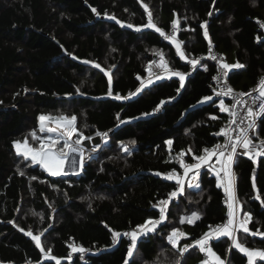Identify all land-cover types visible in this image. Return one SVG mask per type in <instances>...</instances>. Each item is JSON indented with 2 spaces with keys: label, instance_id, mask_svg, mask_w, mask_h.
Wrapping results in <instances>:
<instances>
[{
  "label": "trees",
  "instance_id": "obj_1",
  "mask_svg": "<svg viewBox=\"0 0 264 264\" xmlns=\"http://www.w3.org/2000/svg\"><path fill=\"white\" fill-rule=\"evenodd\" d=\"M149 15L161 32L176 21L187 53L214 47L227 64L242 65L229 70L234 88L249 90L264 76V0H0V264L204 261L198 246L182 255L178 249L227 220L224 190L208 170L199 188L185 181L166 219L127 255L131 240L123 233L158 220L159 202L176 190L175 180L154 173L179 170L177 153L193 162L218 142L215 133L228 119L210 87L215 66L202 62L190 70L161 32L146 27ZM156 54L179 73L190 72L183 87L178 76L142 87ZM41 115L75 116L84 136L107 132L108 141L79 174L52 176L18 155L14 143L27 139L39 147L31 133L46 137ZM258 134L264 136V117ZM234 174L239 217L251 214L250 232L237 231V239L264 249V236L251 234L264 232V156L239 155ZM193 213L200 218L181 223ZM174 229L186 234L177 247L168 240ZM113 232L121 233L116 243ZM74 246L91 249L85 260ZM211 247L227 264H247L229 237Z\"/></svg>",
  "mask_w": 264,
  "mask_h": 264
},
{
  "label": "snow or ice",
  "instance_id": "obj_2",
  "mask_svg": "<svg viewBox=\"0 0 264 264\" xmlns=\"http://www.w3.org/2000/svg\"><path fill=\"white\" fill-rule=\"evenodd\" d=\"M95 11V9H93ZM177 22L173 21V28L175 29ZM131 27V25H129ZM146 27L149 28H155V25L153 24L151 20V16L149 15V22L146 25ZM261 27H264V24L261 25ZM156 31L161 32L159 28L156 29ZM161 35H164L163 32H161ZM205 36H207V33L205 32ZM174 39V37H173ZM179 50V45L177 46ZM209 52H211V48L209 49ZM183 55V54H181ZM213 60H216V56L211 57ZM190 63L195 66L197 63L196 61H191ZM99 67V65H97ZM162 67H166V65H162ZM243 67L240 64H234L229 65L227 63H223L221 65L222 69V75H227V71L230 69L240 68ZM172 75L178 76L180 80L181 87L184 86V80L185 76L184 74H181L179 72H173ZM157 79H160L161 77L157 76ZM213 79H219V77H213ZM152 81L149 80V83ZM259 88L254 89V91L259 92V96L252 98V103H255L257 100L260 102L258 110H254L252 107H248L246 109L247 111V126L246 127H239V134L233 138L232 135H229L230 131H236L235 129L227 128L221 129L219 134H223L226 136V143L223 145L217 144L215 145L214 150L205 149V155H199L196 156L195 159L198 161L197 163L193 164H187V163H181V167L185 170L184 176L188 177L191 173V179L188 180V187L189 188H199V177H200V170L202 167H207L215 172V175L217 177V186L223 188L225 193V203L227 204V220L225 223L216 226L213 233H205L204 236L198 240L195 241L194 245H184L182 248H179V252L181 255L188 251L190 247L198 246L200 252L205 253L208 259L202 261V264H224V262L220 259V257L215 253V251L212 249L209 241L211 239H215L218 237H229L233 241V246L239 250L241 253L246 255L247 257V264H257V261H264V250L262 249H249L248 247H245L243 244H241L239 241L236 240L235 233L237 231L242 230L244 233H249L250 229L248 228V224L251 222V214L245 213L243 218L239 217V201L236 197V185H235V178L234 173L232 171V165L234 162V158L237 154V148H242L244 150L243 154L249 156V158H254V156H264V140H261L259 142V145H257L250 133V130L252 133H255V130L257 128V118L264 117V78H262L259 82ZM143 87V85H142ZM141 89H137V92H139ZM109 95H111V92H109ZM240 97H243L245 95L252 96V93H240L238 94ZM217 96H231L234 100L233 105L231 108L227 107L223 100H220L219 107L221 111H226L229 113L230 117H233L231 120L232 124L236 123V120L234 117H236L238 114L235 111L236 105L241 103H247V101H243L240 99H237L236 96H233V89L230 87H225L222 89L221 92L217 93ZM121 97L117 96L116 99H120ZM211 97H204V100H211ZM76 117H66V116H60V117H52V116H45L41 115L39 117L40 125H39V131L41 133H53L56 135H48L45 138H41L40 136H37L35 132L31 133V137L33 140L38 141L39 147H33L28 143V140L25 139L23 142L16 141L15 147L17 149V154L23 156L26 160H30L33 164H38L43 167L45 171H47L52 176H60V175H67L68 173L64 171L65 162L68 161L73 166V171H75L78 161L75 157H73L71 160H69V154L71 153H77L80 152V149L77 147L81 141L76 140L74 142H70L71 136L73 134L77 133V127H76ZM242 118V123H243ZM51 124H55L56 127H50ZM82 135V134H81ZM105 135H107L105 133ZM63 140L64 143L61 147L57 148V144L60 140ZM234 141V142H233ZM131 143H135V141H131ZM168 145L172 144V141L166 142ZM230 146V147H229ZM65 149H68L70 151H65ZM223 149H228L227 155L225 154V151ZM127 151V149H125ZM189 152L191 149L188 150ZM181 156L184 155V153L180 154ZM218 155L217 164H219V168L214 167L211 165L209 160L211 159V156ZM79 165L82 168L83 167V153L80 152V161ZM23 174V173H21ZM35 179V177H33ZM166 179L169 180H175L177 188L176 190L172 191L170 193V199L176 198L178 195L182 194L185 187L184 180L175 173L168 174L166 176ZM253 187L255 188V180L253 178ZM259 199V197H257ZM169 200H163L160 201V204L164 206V208L167 207V205L170 202ZM155 207V205H154ZM164 208H161L160 215L158 220H153L152 218H149L145 221L144 224L137 226L138 231H132V232H126L123 233L125 236L131 237V244L127 250L128 257H131L133 254V250L136 247L137 240L139 236L141 235H147L149 232H154L158 225L161 224L165 219V210ZM200 217L197 213H193L191 218H188V223H193L194 220H198ZM184 220H181V223H183ZM29 236L32 235L31 232L27 233ZM252 235H261L264 236V232H260L257 230L256 232H252ZM186 234H184L179 229H174L172 233L168 236L169 242L173 245V247H177L178 244V238H183ZM121 236V233L119 232H113V242H117V238ZM33 239L37 242V245L39 246L40 238L38 236H34ZM73 252H84L85 249L82 247H73ZM125 264H127V259L125 260ZM177 264H179V261H177Z\"/></svg>",
  "mask_w": 264,
  "mask_h": 264
},
{
  "label": "built area",
  "instance_id": "obj_3",
  "mask_svg": "<svg viewBox=\"0 0 264 264\" xmlns=\"http://www.w3.org/2000/svg\"><path fill=\"white\" fill-rule=\"evenodd\" d=\"M262 30L264 31V27H262ZM163 34H164L163 38H165L166 40H169V39H171L173 37H177V35H178V26H177V24H176L175 29L173 28V25H172L170 31H163ZM258 41H259V39H258ZM210 48H211V52H209V50H208V52L202 53V54H199V55H192L190 53H187L184 50V55L181 57V59H182V61L185 64H187L189 66L190 70L193 69L195 66L199 65L202 62H210V63H212L215 66L216 71H215V74H214L213 77H219V79H213V77H212L210 87H211L215 97L218 100H223L224 103L227 105V107L231 108V106L233 105L234 100L232 99V97L231 96H217V93L221 92L222 89H224L225 87H230L231 89H233V96H236L237 99H240V100H243V101H247V103H241V104H237L236 105L235 111L238 114L236 117H234V119L236 120V123L235 124L231 123V120L233 119V117H230L229 113H228L227 122H226V124L224 126H222V128H224V129H227V128L235 129L236 131H230L229 132V135H232L233 138H235V136L239 134L238 126L239 127H246L247 126L248 121L246 119V117H247L246 109L248 107H252L254 110H258L260 102L257 100L255 103H252V98L256 97V96H259V92L258 91H254V89H258L259 88V86H260L259 82L260 81L257 84H255L254 86H252L249 90H240V89L234 88L230 84V81L228 79L229 70L227 71V75L226 76L222 75L221 65L223 63H227L225 57L223 56V54L220 51L216 50L214 47H210ZM212 56H216L217 59L213 60L211 58ZM191 61H196L197 62L195 64V66H193L192 63H190ZM162 65H166V67H162ZM173 72H178V71L174 70L170 66L168 60L162 54H156V55L153 56L152 60L148 64L146 80L154 81V80L157 79L156 78L157 76L162 77V76L166 75L167 73H173ZM185 74L188 75V74H190V72H185ZM262 78H264V76ZM240 93H252V96L245 95L243 97H240L238 95ZM242 118H244L243 119V123L241 122ZM260 119L261 118H257V128L255 130V133H252L251 130H250V133H249L251 135L253 141L257 145H259V142L261 140H264V136H260L258 134V126H259ZM221 129L215 133V136H217L218 139H219L218 142L216 144H214L213 146L205 147L203 149V151L201 152V154H199V155H205V152H204L205 149L214 150L215 145H217V144L223 145V144L226 143V136L223 135V134H219V135L217 134V133L221 132ZM105 133L107 134V132L100 133L101 137H102V141H101L100 144H90L89 146H86L84 143H85V140L91 139L92 137L84 136L78 129H77V133L73 134L71 136L70 142H74L76 140H80L81 141V143L77 147L83 153V164L86 163L90 159L91 156L97 154L100 151L103 143L108 141V137H107V135H105ZM63 143H64V141L61 139L56 147L57 148L61 147L63 145ZM223 150L225 151V154L227 155L228 149H223ZM65 151H70V150L65 149ZM243 152H244V150L242 148H239V147L237 148V154H236V156L234 158V162H233V165H232L233 173H234V164H235L236 158L239 155H244ZM180 154L181 153L174 154L173 157H172L173 161L176 162V164L179 166L180 169L179 170H171L168 174L175 173L176 175H179L185 182L187 180L186 179L187 177L184 176V171L185 170L181 167V163L183 162V163H187V164H193V163H197L198 161L194 158L193 162H189V160L187 159V156H186L185 153H184L183 156H181ZM199 155H196V156H199ZM245 156H247V155H245ZM257 157L258 156H254V158H252V159H256ZM217 158H218V155L211 156V159L209 161H210L211 165H213L216 168H219V164H217V160H218ZM203 170L210 171L216 177L215 172L212 171L211 169H209L207 167H203ZM200 178H201V176L199 177V179ZM234 178H235V174H234ZM216 179H217V177H216ZM176 188H177V185H176ZM236 197H237V195H236ZM169 199H170V195L165 200H169ZM171 199H170V201H171ZM224 202H225V200H224ZM225 205L227 207L226 203H225ZM158 206H159L160 209L164 208V206L161 205L160 202H159ZM164 210H165V214H166L167 207L164 208ZM239 211H240V203H239ZM215 228H216V226H211L209 228L208 233H213ZM142 236L143 235H141V237ZM236 236H237V232L235 233V237ZM200 238H202V237H200ZM200 238H196V239H194L193 241H191L190 243H188L186 245H194L195 241L200 239ZM212 240H214V239H211L209 241L210 245H211V241ZM83 249H85V251L82 252V256L81 257H82L83 260H85L86 259V257H85L86 254L85 253L90 252L91 249H89V248H83ZM201 254H202L203 260L208 259V257L206 256L205 253L201 252ZM224 264H227V262L225 261Z\"/></svg>",
  "mask_w": 264,
  "mask_h": 264
},
{
  "label": "crops",
  "instance_id": "obj_4",
  "mask_svg": "<svg viewBox=\"0 0 264 264\" xmlns=\"http://www.w3.org/2000/svg\"><path fill=\"white\" fill-rule=\"evenodd\" d=\"M154 29H157V28H154ZM174 47H175V49H176V51H177V53H178V55H179V57L181 58L183 55H184V48H183V45H182V43L179 41V39L177 38V37H174V39L173 38H171V39H169L168 40ZM179 45V50H178V48H177V46ZM181 54H183V55H181ZM185 75V74H184ZM173 76H175V75H172L171 73L169 74L168 73V75H165L164 77H166V78H169V77H173ZM145 82H148V81H145ZM145 84V83H144ZM226 105V104H225ZM227 106V105H226ZM48 136V135H47ZM43 138H45V137H43ZM81 152V151H80ZM80 152H77V153H71L70 152V154H69V160H71L73 157H75L76 158V160L78 161V163H77V166H76V169H75V171H73V166H72V164L71 163H69L68 161H66L65 162V167H64V171L65 172H67L68 174L67 175H73V174H79L81 171H82V168L80 167V165H79V161H80ZM219 158V157H218ZM217 158V159H218ZM209 163H210V161H209ZM203 171V167H202V169L200 170V173ZM191 175V173L189 174V176ZM200 176H201V174H200ZM190 179V178H189ZM200 180V179H199ZM187 219V218H186ZM186 221V220H185ZM196 221V220H195ZM218 238H221V237H218ZM236 240L238 241V239H237V236H236ZM262 250H264V249H262ZM224 263H225V260L224 259H222V258H220ZM259 261V260H258Z\"/></svg>",
  "mask_w": 264,
  "mask_h": 264
},
{
  "label": "water",
  "instance_id": "obj_5",
  "mask_svg": "<svg viewBox=\"0 0 264 264\" xmlns=\"http://www.w3.org/2000/svg\"><path fill=\"white\" fill-rule=\"evenodd\" d=\"M57 42V41H56ZM58 43V42H57ZM101 141H102V137H101V134H97V135H95V136H93L91 139H87V140H85V145L86 146H89L90 144H100L101 143ZM156 176H162V177H164L165 179H166V176L167 175H162L161 173H157V172H155L154 173ZM167 180H169V179H167Z\"/></svg>",
  "mask_w": 264,
  "mask_h": 264
},
{
  "label": "rangeland",
  "instance_id": "obj_6",
  "mask_svg": "<svg viewBox=\"0 0 264 264\" xmlns=\"http://www.w3.org/2000/svg\"><path fill=\"white\" fill-rule=\"evenodd\" d=\"M169 74H170V73H169ZM171 74H172V73H171ZM166 75H168V73H167ZM164 76H165V75H164ZM164 76H163V77H164ZM145 81H148V80L145 79ZM145 81L142 82V85H143L144 83H146ZM39 125H40V121H39ZM44 134H46V136H47V135H56V134H53V133H44ZM41 138H43V137H41ZM37 148H38V147H37ZM189 178L191 179V175L188 176V177L186 178V179H187L186 181H188ZM239 212H240V211H239ZM191 217H192V215H191L190 217H188V218H191ZM188 218L186 219V217H183L182 219H183L184 221L186 220V221L188 222ZM194 222H195V220H194ZM194 222H193V223H194ZM193 223H191V224H193ZM132 231H134V230H132ZM132 231H128V232L130 233V232H132ZM135 231H138V229H135ZM127 237L131 240V237H130V236H127ZM140 238H141V236H139L138 239H140ZM39 246L42 248V246H41V240L39 241ZM45 256H46V257H51V258H52V256H51L50 254H48V253H45ZM53 259H54V258H53Z\"/></svg>",
  "mask_w": 264,
  "mask_h": 264
},
{
  "label": "bare ground",
  "instance_id": "obj_7",
  "mask_svg": "<svg viewBox=\"0 0 264 264\" xmlns=\"http://www.w3.org/2000/svg\"><path fill=\"white\" fill-rule=\"evenodd\" d=\"M50 127H56V125L55 124H51Z\"/></svg>",
  "mask_w": 264,
  "mask_h": 264
}]
</instances>
